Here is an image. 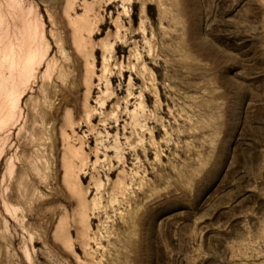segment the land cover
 I'll use <instances>...</instances> for the list:
<instances>
[{"label":"rangeland","instance_id":"1","mask_svg":"<svg viewBox=\"0 0 264 264\" xmlns=\"http://www.w3.org/2000/svg\"><path fill=\"white\" fill-rule=\"evenodd\" d=\"M0 264H264V0H0Z\"/></svg>","mask_w":264,"mask_h":264},{"label":"bare ground","instance_id":"2","mask_svg":"<svg viewBox=\"0 0 264 264\" xmlns=\"http://www.w3.org/2000/svg\"><path fill=\"white\" fill-rule=\"evenodd\" d=\"M14 56L16 57L15 65H16V70H17V75L19 76L21 72H23L24 69L27 68L28 65L33 61L35 56V53L32 51L28 53L25 58L21 61L20 57V50H18Z\"/></svg>","mask_w":264,"mask_h":264}]
</instances>
